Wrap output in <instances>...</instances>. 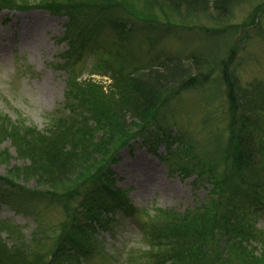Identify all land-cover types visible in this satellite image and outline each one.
<instances>
[{
    "label": "trees",
    "instance_id": "obj_1",
    "mask_svg": "<svg viewBox=\"0 0 264 264\" xmlns=\"http://www.w3.org/2000/svg\"><path fill=\"white\" fill-rule=\"evenodd\" d=\"M21 1L0 0V8H23ZM41 1L47 4L40 7L67 18L66 30H85L91 40L100 27H110L121 45L130 40L124 30L127 21L154 18L153 8L186 22L201 18L223 21L234 7L252 0H144L142 8L131 0ZM82 22L89 26L87 31ZM218 31L206 30L211 35ZM207 41L199 51L156 55L143 67L127 66L121 60L98 68L94 60L93 74L106 77L108 83L93 77L77 80L72 75L67 84L74 89L73 103L66 100L71 91L65 89L63 112L52 117L49 126L39 129L19 122L11 130H2L4 136L10 135L6 138L22 160L19 166L11 165L10 150H3L0 162L6 171L0 179L4 188L24 208L42 199L61 205L66 212L57 250L78 247L80 232L101 225L99 214L133 211L124 192L113 183L112 166L119 152L133 139L144 138L155 113L181 91L216 80L227 106V136H213L200 151L191 141L181 139L171 151L178 157L172 169L191 176L195 188L206 189L207 200L201 209L182 213L166 209L161 219L156 214L160 222L150 229L151 243L158 246L154 255L162 249L169 264H246L240 258H253L250 241L260 234L255 214L264 209V130L260 129L264 83H241L231 65L234 48L229 38L223 51H208ZM68 42L70 49L61 55L73 59L72 41ZM120 51L115 54L124 59ZM0 118V126L4 120L9 122L6 116ZM78 207L81 220L77 219ZM0 224V231L5 227L13 238L10 243L0 239V264H13L23 258L29 244L16 237L14 225Z\"/></svg>",
    "mask_w": 264,
    "mask_h": 264
},
{
    "label": "rangeland",
    "instance_id": "obj_2",
    "mask_svg": "<svg viewBox=\"0 0 264 264\" xmlns=\"http://www.w3.org/2000/svg\"><path fill=\"white\" fill-rule=\"evenodd\" d=\"M21 2L23 8H0V116L9 119L0 126V156L4 149L10 150L11 165L19 166L22 160L16 157L12 141L6 138L10 135L4 136L2 130H11L19 122L39 129L49 126L52 117L63 112L65 89L71 91L66 100L73 103L74 89L67 84L72 75L77 80L93 77L108 83L106 77L93 74L94 60L98 61V68L103 63L121 60L127 66L143 67L156 55L199 51L206 39L205 49L223 51L229 38L234 48L231 65L241 83L245 85L252 80L264 83V0L239 4L223 21L201 18L186 22L156 7L154 18L127 21L124 30L130 40L121 45L110 27H100L90 40L85 30H66L64 15L40 7L47 3ZM131 2L139 8L145 6L144 0ZM81 27L86 31L89 28L83 22ZM213 29L219 31L214 35L206 32ZM69 40L75 53L73 59L61 55L70 49ZM119 51L125 55L124 59L115 54ZM220 89L216 80L184 89L155 113L144 138L133 139L119 152V159L112 166L113 183L124 192L133 211L99 214L101 225L80 232L81 244L76 248L68 245L67 249L57 250L66 219L61 205L36 199L30 208H24L0 179V221L14 225L16 237L29 244L23 258L13 264H169L162 249L154 255L158 246L152 247L150 229L160 222L164 210L193 211L201 209L207 200L206 189L195 188L191 176L172 169L178 157L171 151L183 139L191 141L200 151L207 148L213 136H227V106ZM260 129L264 130V113ZM5 168L0 162V177ZM81 212L78 207L79 220ZM255 215L260 234L250 241L253 258H240L246 264H264V209ZM0 237L9 243L13 239L5 227ZM154 256L159 259L155 261Z\"/></svg>",
    "mask_w": 264,
    "mask_h": 264
}]
</instances>
